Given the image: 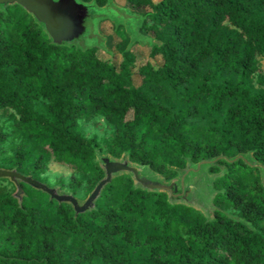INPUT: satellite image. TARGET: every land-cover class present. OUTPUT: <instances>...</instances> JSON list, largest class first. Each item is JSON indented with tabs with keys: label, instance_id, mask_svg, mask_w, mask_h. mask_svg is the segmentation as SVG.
I'll return each mask as SVG.
<instances>
[{
	"label": "trees",
	"instance_id": "16d2710c",
	"mask_svg": "<svg viewBox=\"0 0 264 264\" xmlns=\"http://www.w3.org/2000/svg\"><path fill=\"white\" fill-rule=\"evenodd\" d=\"M94 1L104 6L109 0ZM149 36L141 58L100 22L97 45L54 43L22 6L0 11V167L45 182L50 160L75 169L85 198L105 176L83 117L112 127L106 154L166 181L220 155L211 216L128 172L76 213L23 181L0 178V264H264V0H124ZM10 143V152L4 144ZM80 173V175H76ZM46 183V182H45ZM61 189V188H60Z\"/></svg>",
	"mask_w": 264,
	"mask_h": 264
},
{
	"label": "water",
	"instance_id": "95a60500",
	"mask_svg": "<svg viewBox=\"0 0 264 264\" xmlns=\"http://www.w3.org/2000/svg\"><path fill=\"white\" fill-rule=\"evenodd\" d=\"M111 2L112 0H109L104 6H99L94 1L84 2L82 0H0V11L6 9L9 4L16 3L22 6L33 16L36 22L44 27L52 42L59 44L74 43L81 46L89 38L96 36L95 26L99 25V21L108 19V16L110 17V13L106 11V7L110 6ZM220 158L227 157L220 155L210 159H202L196 163H189L185 169L179 170V179L175 177L170 181H166L150 168L131 162L126 155H123L121 158H115L109 154H105V156L100 157L101 161L99 162L105 170V176L98 181L83 201L79 200L72 193L59 192L57 188L49 186L47 183L35 179L31 175L21 173L16 168L8 169L0 167V178L7 177L16 184L17 189L14 195L19 199L22 196L19 181H23L46 192L50 198L56 199L59 202H69L75 212L79 213L93 208L95 200L99 196L103 186L110 182L115 175L122 172L130 173L136 183L143 188L166 191L170 201L187 203L182 199L193 189L194 185L196 186V180L192 181L193 179H191L192 174L199 173L204 167L215 163ZM237 158H244L247 162L261 167L262 180L264 182L263 165L253 163L249 156L243 153H239L234 158H230V160ZM144 169L153 175L145 173ZM177 182L180 185L179 189L176 187ZM187 204L192 205L191 203Z\"/></svg>",
	"mask_w": 264,
	"mask_h": 264
},
{
	"label": "rangeland",
	"instance_id": "374dc122",
	"mask_svg": "<svg viewBox=\"0 0 264 264\" xmlns=\"http://www.w3.org/2000/svg\"><path fill=\"white\" fill-rule=\"evenodd\" d=\"M106 11L110 13V17L108 16V19L111 22L110 25L112 29H115L122 39L128 38L129 45L132 49L141 58H146L149 49L147 45L149 36L143 35L139 30L141 13L125 6L124 0H112L110 6L106 7ZM100 22L101 21H99V25L95 26L96 36H92V38H89L84 44H81V46L85 47L88 45H97L99 47L100 56L107 58L112 55L115 60H118L119 55L112 54L113 52H111L107 43L106 36L100 30ZM41 28L44 29L42 25ZM259 64L264 72V57H259ZM7 117V115L0 111V123L7 121ZM80 124L84 133L88 137H97L99 146L97 147L96 152L97 160L100 162V157L105 156L107 151L104 145V139L110 136L112 132L111 125L103 116L83 117L80 120ZM4 147L7 152H10V143L4 144ZM248 156L249 158L251 157L250 155ZM144 172L151 176L153 175L145 169ZM74 173L75 169L71 165L50 160L46 171L43 174V178L49 186L57 188L59 192H69L71 188L67 184ZM76 175H80V173L76 172ZM218 175L219 173L209 172L207 167H204L199 173L192 174L191 179H193L192 181L196 180V186L194 185L193 189H191L182 200L187 203H191L192 206L201 210L205 213V215L210 217L214 208L212 179L216 178ZM177 177L179 179L180 174ZM176 187L177 189L180 188L178 182ZM77 198L81 201L85 199L83 190L79 192Z\"/></svg>",
	"mask_w": 264,
	"mask_h": 264
}]
</instances>
